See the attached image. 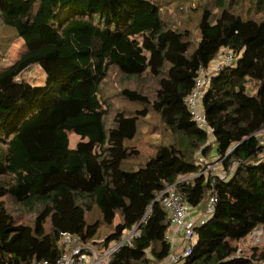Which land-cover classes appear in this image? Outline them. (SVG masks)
Returning a JSON list of instances; mask_svg holds the SVG:
<instances>
[{
  "label": "trees",
  "instance_id": "16d2710c",
  "mask_svg": "<svg viewBox=\"0 0 264 264\" xmlns=\"http://www.w3.org/2000/svg\"><path fill=\"white\" fill-rule=\"evenodd\" d=\"M162 1L0 0V25L23 43L0 66V264L53 262L62 232L106 249L133 228L138 233L110 264H154L169 251L168 215L155 200L164 184L191 207L216 195L213 215L178 264L264 263V243L239 247L258 228L264 237V0H253L248 16L224 0L203 8L197 38L172 24ZM222 48L238 59L203 95L207 143L184 99L199 67ZM33 65L42 85L19 79ZM110 68L137 86L118 96L142 108L118 111L107 125L102 93ZM148 81L150 94L143 92ZM149 113L163 139L142 161L130 142ZM69 133L79 138L73 147ZM213 143L221 171L235 168L227 180L200 173L198 153L208 157ZM13 206L32 221L16 218ZM102 227L109 231L98 242Z\"/></svg>",
  "mask_w": 264,
  "mask_h": 264
},
{
  "label": "built area",
  "instance_id": "2783aa9c",
  "mask_svg": "<svg viewBox=\"0 0 264 264\" xmlns=\"http://www.w3.org/2000/svg\"><path fill=\"white\" fill-rule=\"evenodd\" d=\"M237 59L238 57L226 48L220 49L217 57L207 67H199L194 78L193 89L184 99L191 118L200 129L205 131L207 143L211 142L212 134L201 105L203 95L209 87L212 77L226 68L234 67ZM198 154L202 156L201 151ZM198 160L200 163L201 160ZM234 172V167L230 168L228 172L221 171L218 178L227 180ZM155 200L159 201L168 215L169 224L164 239L169 244V251L165 258L154 264H178L179 261L191 254L195 243V229L205 224L213 215L216 195L214 192L211 193L203 207L199 209L188 205L173 185L164 184ZM137 233L136 228H133L126 232V236H123L119 243H111L106 249H98L94 245L80 243L70 233L62 232L58 234L57 239L62 252L56 260L53 262L47 260L31 261L25 264H110L113 253L121 244L129 243L130 239Z\"/></svg>",
  "mask_w": 264,
  "mask_h": 264
},
{
  "label": "rangeland",
  "instance_id": "374dc122",
  "mask_svg": "<svg viewBox=\"0 0 264 264\" xmlns=\"http://www.w3.org/2000/svg\"><path fill=\"white\" fill-rule=\"evenodd\" d=\"M221 0H163L161 2L162 8L164 9V15L172 21V24L177 27H187L194 37H198L196 31V24L203 8H211L215 6ZM233 4V10L237 14L242 16H248L249 11L252 9L253 0H224ZM213 10H216L213 8ZM255 15V14H254ZM257 17V15H256ZM195 38V39H196ZM23 50V43L19 38H16L13 31L9 28L0 25V66H5L10 64L18 54ZM19 79H24L33 85H42L44 82V75L37 65L28 67L19 77ZM143 85V82H141ZM128 86L131 88L137 87L135 83L125 82L121 83V78L116 69L110 68L107 76V80L104 84L105 92L102 93L105 103L109 107L108 115L106 118V124L110 125L113 115L122 111L125 113H133L134 110H139L142 108L141 105L136 103H131L120 96H118V91L123 87ZM153 83L148 81L147 85L144 87V93L150 94L152 90ZM249 91L254 92V84H248ZM146 120H142L139 123L138 133L136 138L130 142L141 153L139 160L144 161L147 156L152 154L154 147L163 139V134L159 127V120L156 115L149 113ZM69 146L73 147L79 138L74 133L68 134ZM216 155V145L212 144V149L208 152L209 158H214ZM207 156H201L198 154V159L201 160L199 164L200 172L204 176H218L221 173V168L218 165L219 160H209ZM204 203H201V206ZM10 207V206H9ZM14 216L23 222H31L33 219V214L27 211L25 208L11 207ZM90 216V215H89ZM97 217V214L92 212L91 218ZM90 218V217H89ZM118 221V217L115 218L114 223ZM109 229L102 227L98 242L102 240ZM123 236H126V232ZM264 243L263 232L260 228L254 230L252 235H249L243 241H241L239 247L246 251L250 246L262 245ZM240 251V249H239Z\"/></svg>",
  "mask_w": 264,
  "mask_h": 264
},
{
  "label": "crops",
  "instance_id": "0c3cea01",
  "mask_svg": "<svg viewBox=\"0 0 264 264\" xmlns=\"http://www.w3.org/2000/svg\"><path fill=\"white\" fill-rule=\"evenodd\" d=\"M211 142L213 141V137H212V139L210 140ZM212 149V148H211ZM216 159V155H215V157L214 158H211V160H215ZM204 205V204H203ZM203 205L201 206V205H199V207L197 206V208H199V209H201L202 207H203Z\"/></svg>",
  "mask_w": 264,
  "mask_h": 264
}]
</instances>
